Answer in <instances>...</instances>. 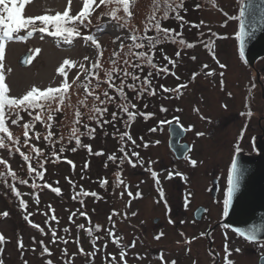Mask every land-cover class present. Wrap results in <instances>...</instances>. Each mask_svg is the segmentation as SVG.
<instances>
[{"label": "rangeland", "instance_id": "rangeland-1", "mask_svg": "<svg viewBox=\"0 0 264 264\" xmlns=\"http://www.w3.org/2000/svg\"><path fill=\"white\" fill-rule=\"evenodd\" d=\"M243 1L215 0L214 6L211 0H130L129 17L122 4L95 0L84 23L75 22L80 35L71 43L48 32L29 37V29H21L23 40L6 42L3 65L9 98L21 99L33 87L58 91L50 94L56 100H38L42 107L5 105L11 138L0 132V264L108 263V253L124 242H112L111 235H131V228L141 227L134 208L156 207L158 196L150 191L157 185L166 192L169 185L168 122L178 119L188 125L195 117L202 123L204 111L229 115L237 106L223 93H260L256 74L239 50ZM113 9H118V19L111 16ZM65 10L78 15L82 0H72L71 5L68 0H30L23 15L34 18ZM161 20L169 27L161 26ZM34 22L37 29L43 26L40 20ZM164 29L169 30L167 36ZM88 35L96 38L99 48L84 40ZM158 41L163 51L152 58ZM133 43L144 47L130 50ZM27 52L32 59L24 66L19 59ZM140 52L152 58L154 68L136 55ZM65 60L75 65H64ZM97 61L99 66L93 68ZM62 65L66 76L58 72ZM133 75L139 79L134 81ZM146 77L150 86L143 84ZM65 82L70 85L66 92ZM198 93L210 99L200 100ZM141 94L149 101L147 108ZM124 105L134 119L128 118ZM37 115L42 119L36 120ZM57 188L59 193L53 190ZM136 245L154 249L155 242Z\"/></svg>", "mask_w": 264, "mask_h": 264}, {"label": "flooded vegetation", "instance_id": "flooded-vegetation-1", "mask_svg": "<svg viewBox=\"0 0 264 264\" xmlns=\"http://www.w3.org/2000/svg\"><path fill=\"white\" fill-rule=\"evenodd\" d=\"M263 58H258L254 66L245 64L254 70L260 93H223L229 94L237 106L229 115L204 111L202 123L195 117L188 125L178 119L168 122L167 130L173 122L182 125L185 134L180 142L188 144V151L178 157L169 147L171 160L166 166L167 177L171 174V178L166 192L156 185L150 191L158 196L156 207L144 204L134 208L132 214L142 218H138L142 225L131 228V235H111L112 242H124L108 253L107 264H225V257L232 264H264V236L248 239L228 224L224 212L233 162L237 157L254 160L262 155L264 65L258 64ZM206 94L198 93L197 98L210 99ZM151 239L154 249H136V243Z\"/></svg>", "mask_w": 264, "mask_h": 264}, {"label": "snow or ice", "instance_id": "snow-or-ice-1", "mask_svg": "<svg viewBox=\"0 0 264 264\" xmlns=\"http://www.w3.org/2000/svg\"><path fill=\"white\" fill-rule=\"evenodd\" d=\"M30 0H0V13H7V23L5 22V17L3 15H0V132H5L8 133L9 138H11V133L8 132V129L5 127V112H4V108L5 105L8 106H23V107H42V105H40L39 103H37L38 100L40 99H44L46 101L48 100H56L57 98L55 96H52L50 94L58 91V89L49 87L45 92L39 93V90L35 87H33L29 92H27V94H25L21 99H16V98H9L7 93L9 92V88L8 86L5 84V75H4V65H3V60H4V55H5V46H6V42L10 41L14 38L13 34L19 32L21 29H29L26 33L27 36H32V34L36 31H39L41 33L44 32H48L49 35H52L54 37H58V38H62L64 41L71 43L72 39L74 36H79L80 32L78 30V28L76 27L75 22H79V24H83L84 20L87 19L89 13V7L91 4L95 3V0H82L83 2V11H81L78 15H69V11L65 10L63 12V14L57 13L56 15H43V16H36L34 18L31 17H25L22 14V10L24 9L25 5L27 3H29ZM100 4H117V5H123V11L125 12V14H127L129 17L131 16V12H129V3L130 0H99ZM211 2L213 3V5L215 6V0H211ZM69 5H71L72 0H68ZM19 5V6H17ZM117 10L118 9H113L111 12V16L114 19H118L117 17ZM242 14V13H241ZM177 19H181V17H177ZM35 20H40L41 23L43 24L42 27H40L39 29L36 28L35 26ZM72 23V26H66L69 23ZM89 23H91V21H89ZM49 25L52 26L53 31L49 32ZM31 26V27H30ZM157 28V30H160V26L159 24H157L155 26ZM165 33V36L168 35V31L167 29L163 30ZM246 35V33L243 30V25H241V31L238 35V39L240 40V55L241 57L244 56V36ZM16 39H20L23 40L25 37L24 36H18L15 37ZM134 42L137 40V37L135 35H132L130 37ZM85 41H91L92 44H95L97 48H99V44L96 40L95 37L88 35L84 37ZM180 43H184L183 40L180 41ZM194 45L189 44L188 47H193ZM209 46H213L210 42ZM123 47V45L121 46ZM132 47L135 48H142L144 47V45L142 43H133L132 45L129 46L130 50ZM149 47H154V42L153 41H149ZM35 52H39V49H36ZM179 52L176 53L177 56H179ZM138 57H142L145 58L146 62L151 65L153 68L155 67V65L152 62V58L146 56V54L144 52H140L136 54ZM214 55V53H213ZM32 59V57L29 58V62ZM85 60L89 59L88 57L84 58ZM193 59H195V57H193ZM174 63V62H173ZM64 65H75L74 61H70V60H65L63 62ZM81 67H83V65H80ZM99 66V61H97L95 64L92 65L93 68L98 67ZM137 67L139 65H136ZM205 67H207V65H205ZM221 67H224V65H221ZM10 71V69L8 70ZM162 71H167V69H162ZM58 72H60L61 74L66 76V73L64 71V67L63 65L58 69ZM209 75L213 74V73H208ZM125 75H130V73L125 72ZM152 74L149 73V76H151ZM195 75V74H194ZM78 78V77H77ZM132 79L138 80L139 77L133 75ZM144 85L150 86L151 81L150 79H148L147 77L144 79L143 81ZM70 85H68L66 82L62 85L64 91H67V88ZM112 86V85H110ZM129 88L134 87V85L130 84L128 85ZM181 87H183V85H181ZM119 94L121 96H124V90L123 88H119ZM146 90L144 88H142V91ZM165 91H172L171 89H165ZM37 93H39V95H36ZM154 94V93H152ZM105 96H107V92L104 93ZM63 95H61L59 97L60 102L63 101ZM98 98V97H97ZM109 99H111L109 97ZM123 110L128 113V118L129 119H134V114L132 112L129 111L128 107L126 105L122 106ZM133 107H135V105H133ZM100 111V110H98ZM18 115V113H17ZM243 115V113H242ZM247 115L250 117L252 115V113L249 111L247 113ZM113 118H115V113H113ZM36 120H41L42 117L40 115H37L35 117ZM48 119H52V117L49 115ZM17 121L13 120L12 123H16ZM25 128L31 127V125H25ZM25 135H27V133H25ZM125 135H127V133H125ZM47 139V137H45ZM129 139H131V137L129 136ZM79 143V141H77ZM3 140L0 139V147H3ZM239 150V149H237ZM38 151V150H37ZM123 151V149H122ZM100 154V153H97ZM133 155H136L135 153H133ZM24 159L27 160L28 157L24 156ZM2 162V161H0ZM71 163V162H69ZM192 165L194 166L196 164V161H191ZM236 173V165L235 162H233V166H232V173L229 175V179H228V183H229V187H228V192H227V199H225L224 201V212L227 213L228 211V206L229 203L233 197V194L236 192L237 188H238V180L237 177L235 175ZM153 177H156V173H153ZM171 178V174L170 177ZM23 182V181H22ZM158 182V181H157ZM54 191H56L57 193H59V189H53ZM19 194V193H17ZM88 193H85V195H87ZM162 194V193H161ZM92 195H95L94 193ZM163 195V194H162ZM22 206H25L22 202ZM83 214V213H81ZM4 215H7V213H4ZM36 227H38V225H34ZM80 227H84L83 225H80ZM67 231V229H66ZM157 239H159V236L156 237ZM250 240H255L256 237L254 235H249L247 237ZM4 239V237L2 235H0V241H2ZM44 251H48L47 249H44ZM225 251H227V249H225ZM238 251V250H237ZM121 255L123 256V253H121ZM160 259H163V257L161 256ZM48 264H51V261L48 262ZM171 264H175V261H172ZM225 264H232V261L228 260L227 257H225Z\"/></svg>", "mask_w": 264, "mask_h": 264}, {"label": "water", "instance_id": "water-1", "mask_svg": "<svg viewBox=\"0 0 264 264\" xmlns=\"http://www.w3.org/2000/svg\"><path fill=\"white\" fill-rule=\"evenodd\" d=\"M241 13L239 33L241 25L246 33L243 57L254 66V62L264 56V0H244ZM28 59L29 53H26L19 61L27 65ZM169 133L170 148L178 157H183L188 151V144L180 142L184 128L173 122L169 125ZM261 149L262 155L257 159H235L239 186L229 203L226 221L245 237L264 236V142Z\"/></svg>", "mask_w": 264, "mask_h": 264}, {"label": "trees", "instance_id": "trees-1", "mask_svg": "<svg viewBox=\"0 0 264 264\" xmlns=\"http://www.w3.org/2000/svg\"><path fill=\"white\" fill-rule=\"evenodd\" d=\"M1 15H4L5 16V18H6V23H7V13H1ZM161 26L163 25L164 26V24H165V26L166 27H169L168 26V24H166V23H163V21L161 20L160 21V23H159ZM164 26V27H165ZM170 29H173L172 27L170 28ZM156 47V49H155V51L153 52V55H152V58H155V56H156V54H157V57L159 56V55H161V51H163L162 49H163V45H162V41H158V42H156V45H155ZM154 48V47H153ZM160 58V57H159ZM166 67V66H165ZM5 84H6V82H5ZM7 85V84H6ZM43 92V91H42ZM41 91L39 92V93H42ZM140 99L142 100V102L144 103V108H147L148 107V104H149V101L147 100V98L146 97H144V95L143 94H141V96H140ZM144 112H147V111H144Z\"/></svg>", "mask_w": 264, "mask_h": 264}]
</instances>
